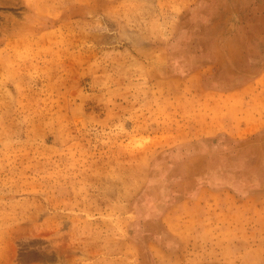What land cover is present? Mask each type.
Listing matches in <instances>:
<instances>
[{"label":"rangeland","instance_id":"374dc122","mask_svg":"<svg viewBox=\"0 0 264 264\" xmlns=\"http://www.w3.org/2000/svg\"><path fill=\"white\" fill-rule=\"evenodd\" d=\"M256 117L264 0H0V264H264Z\"/></svg>","mask_w":264,"mask_h":264},{"label":"crops","instance_id":"0c3cea01","mask_svg":"<svg viewBox=\"0 0 264 264\" xmlns=\"http://www.w3.org/2000/svg\"><path fill=\"white\" fill-rule=\"evenodd\" d=\"M250 89V88H249ZM264 125V119L262 118H257L256 119H246V123H243V125L240 126V130L241 132L244 133H249L251 131H256L259 130L262 126ZM227 129H231V124L229 125V123H226Z\"/></svg>","mask_w":264,"mask_h":264}]
</instances>
